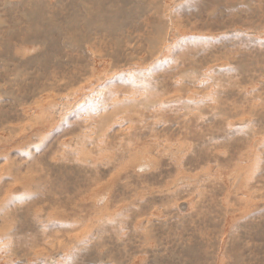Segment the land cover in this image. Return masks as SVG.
Masks as SVG:
<instances>
[{"label": "rangeland", "instance_id": "obj_1", "mask_svg": "<svg viewBox=\"0 0 264 264\" xmlns=\"http://www.w3.org/2000/svg\"><path fill=\"white\" fill-rule=\"evenodd\" d=\"M0 264H264V0H0Z\"/></svg>", "mask_w": 264, "mask_h": 264}, {"label": "bare ground", "instance_id": "obj_2", "mask_svg": "<svg viewBox=\"0 0 264 264\" xmlns=\"http://www.w3.org/2000/svg\"><path fill=\"white\" fill-rule=\"evenodd\" d=\"M250 2V1H249ZM10 3V2H9ZM15 3V2H14ZM198 3V2H197ZM31 7V6H30ZM31 9V8H30ZM226 11V10H225ZM31 12V11H30ZM30 17V16H29ZM224 17V16H223ZM106 30V29H105ZM36 42V41H35ZM83 46V45H82ZM89 57V56H88ZM89 67V66H88ZM245 76V75H244Z\"/></svg>", "mask_w": 264, "mask_h": 264}]
</instances>
